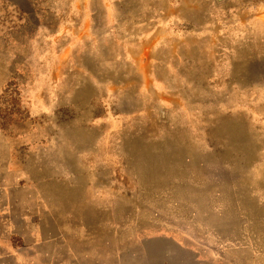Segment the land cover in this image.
I'll return each mask as SVG.
<instances>
[{
	"label": "rangeland",
	"instance_id": "obj_1",
	"mask_svg": "<svg viewBox=\"0 0 264 264\" xmlns=\"http://www.w3.org/2000/svg\"><path fill=\"white\" fill-rule=\"evenodd\" d=\"M117 6L0 0V216L30 206L43 229L26 237L17 221L6 245L58 234L41 218L62 214L63 264H264V0H217L220 66L198 90L159 83L155 114L135 117L113 112L106 83L124 55L108 41L126 21L107 18ZM178 85L184 99H163ZM132 121L155 124L140 132L154 144L121 156L110 137ZM72 189L87 204L61 212Z\"/></svg>",
	"mask_w": 264,
	"mask_h": 264
},
{
	"label": "crops",
	"instance_id": "obj_2",
	"mask_svg": "<svg viewBox=\"0 0 264 264\" xmlns=\"http://www.w3.org/2000/svg\"><path fill=\"white\" fill-rule=\"evenodd\" d=\"M114 2L118 4L117 9L114 12H108L107 18L110 15L113 19L126 20L125 24H118L120 29L118 35L114 33L116 35L113 34L108 39L113 45L110 48L111 51L123 50L124 52L121 58L114 59L112 66L117 69L109 70L110 80L106 82L110 84L109 98L114 100H112V108L115 114L126 117L155 114L151 107L159 105V83L175 82L186 85L189 82L196 85L203 81L200 75L204 68L220 66L213 56V52L220 49L223 42L218 39V43L216 39V35L221 32V26H216V18L219 20L223 17L213 14V4L217 0H114ZM192 4L195 5L192 6ZM173 19H179L180 25L168 27L166 21ZM184 24L186 28L183 27ZM237 48L238 46L234 50ZM203 54H206L210 62L204 61L206 59H203ZM232 66L234 67V63ZM210 71L212 72L211 69ZM214 72L216 73V69ZM172 89L174 95L168 98L163 97V99L172 100L174 104L184 99L187 88L178 85ZM195 89L198 90L197 85ZM176 92L183 94L177 95ZM154 125L144 121L140 124L134 121L120 124L118 128L120 134L116 133L117 136L113 134L110 137L117 149L116 153L121 156L129 155L127 151L133 149L132 140L139 145L153 143L149 137H145L140 132L152 130ZM178 125L177 122L171 121L169 127L173 130ZM160 128L169 129L164 124L160 125ZM87 131H90L91 135L94 130L87 129ZM89 140L86 142L92 141ZM88 153L92 152L88 151ZM76 156L78 160V154ZM103 176L105 175L98 177ZM70 191L71 196L62 198V190H58L59 197L56 198L59 201L58 210L61 212L76 211L81 204H87V201L79 198L77 189ZM60 198L66 199V202L64 203ZM79 200L81 204L78 205ZM29 207L22 206L17 214L6 213L0 216V264H23V256L20 253L22 249L32 253V256L25 258L27 264H63L64 250L61 244L66 237L62 235V214L61 217L53 214L41 218L49 219L52 224L55 222L58 234H49L46 239L40 241H38L39 238H35L23 248L16 249L12 245H6L12 244L11 237L15 232L17 221L20 220L29 224L26 226V237L35 236V233L38 235L37 230L40 228L34 226L35 229L32 230ZM40 231L42 235L43 229L41 228ZM72 251L75 253V250ZM66 256L68 258V252ZM74 259L78 260V257ZM72 261H74L73 258L70 259V264Z\"/></svg>",
	"mask_w": 264,
	"mask_h": 264
},
{
	"label": "bare ground",
	"instance_id": "obj_3",
	"mask_svg": "<svg viewBox=\"0 0 264 264\" xmlns=\"http://www.w3.org/2000/svg\"><path fill=\"white\" fill-rule=\"evenodd\" d=\"M238 59H239V58H237V61H238ZM237 61H236V62H237Z\"/></svg>",
	"mask_w": 264,
	"mask_h": 264
}]
</instances>
